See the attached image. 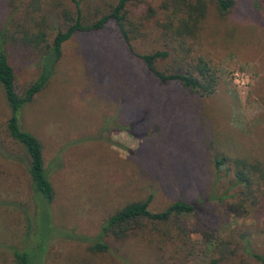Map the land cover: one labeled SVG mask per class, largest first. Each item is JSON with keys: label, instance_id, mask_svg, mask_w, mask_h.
<instances>
[{"label": "rangeland", "instance_id": "obj_1", "mask_svg": "<svg viewBox=\"0 0 264 264\" xmlns=\"http://www.w3.org/2000/svg\"><path fill=\"white\" fill-rule=\"evenodd\" d=\"M116 1L80 3L88 15ZM161 1L129 3L139 31L132 51L113 21L100 31L73 34L46 86L19 110L20 126L43 146L55 190L48 205L40 195L35 199L28 159L6 131L0 86V264H18L15 252H25L27 264H205L218 256L219 243L224 264H259L253 255L264 254V178L250 173L249 188L236 182L234 161H258L264 168V0H236L226 15L205 0L199 34L187 42L188 59L201 56L216 70L217 85L207 96L160 83L137 56L164 48L170 54L158 67L170 72L175 65L177 43L156 25L164 18ZM37 3L39 9L30 0H0V28L18 92L40 64L25 35L36 32L45 16L41 28L50 38L62 25L61 9L74 5ZM148 6L157 13L143 20ZM149 193L154 211L179 199L202 206L197 215L181 216L187 226L182 241H151L139 231L125 239L104 237L105 251L89 249L109 214ZM237 202L243 210L229 208ZM47 207L51 231L45 234Z\"/></svg>", "mask_w": 264, "mask_h": 264}, {"label": "trees", "instance_id": "obj_2", "mask_svg": "<svg viewBox=\"0 0 264 264\" xmlns=\"http://www.w3.org/2000/svg\"><path fill=\"white\" fill-rule=\"evenodd\" d=\"M136 0H117L104 7H95L90 13L85 14L80 0H73L72 9L62 8L59 12L62 25L49 38L46 31L41 28L45 21L38 23L36 32L26 34L23 41L32 44L39 52L40 64L35 78L27 84L22 92H18L15 87V71L9 62L5 50V37L0 28V86L6 99L8 116L6 119V131L13 141L18 143L28 159L27 172L31 180V187L35 199H40V195L48 204L53 200L55 190L48 177V172L44 162L43 146L41 141L31 132L23 129L19 124V110L30 102L33 97L40 92L48 83L53 74L54 67L62 55V45L76 32L100 31L113 21L117 27L118 36L132 51L131 39L136 38L139 31L138 25L132 21L133 13L130 12L129 3ZM221 15L231 13L236 5V0H214ZM30 5L38 8L37 0H30ZM207 3L205 0H162L159 11L164 15L163 20L157 21L160 32L169 39L177 43L179 54L175 58V65L172 71L167 72L158 67L157 62L166 58L170 51L167 49H156L147 53H138L147 69L162 84L170 82L177 83L190 93L198 96L210 95L217 85L216 70L205 58L198 56L194 59L189 57V45L187 41L197 38L200 31L201 20L207 13ZM39 9V8H38ZM158 11V12H159ZM157 13L156 9L148 6L144 14L140 17L148 20L150 16ZM222 161L216 159V164ZM235 181L241 182L247 188L253 182L250 173L258 172L264 178V168L258 161H248L243 158H236L235 161ZM38 196V197H37ZM37 197V198H36ZM152 194L131 200L123 206L117 208L102 222L100 231L95 241L88 246L92 251H105L108 244L104 237L112 236L115 239H125L131 236L140 235L149 240L158 239L163 243L170 241H182L186 233V224L180 219L184 215H197L202 206L197 203L185 200H175L166 205L161 210H151ZM243 201V200H242ZM243 203L237 202L229 206L234 211L243 210ZM45 223L48 225L44 232L51 231L48 219V207L43 213ZM71 238L74 235H69ZM204 242L213 251V240L207 230H203ZM77 238V237H76ZM81 238V237H79ZM87 239L86 237H83ZM179 242V241H178ZM210 246V247H209ZM218 256L210 255L205 264H224L225 254L219 249ZM45 247V246H44ZM259 264H264V254L253 255ZM14 257L18 264H27V254L25 252H15ZM156 264H196L185 260H162Z\"/></svg>", "mask_w": 264, "mask_h": 264}]
</instances>
